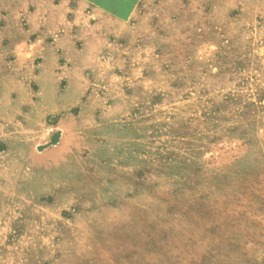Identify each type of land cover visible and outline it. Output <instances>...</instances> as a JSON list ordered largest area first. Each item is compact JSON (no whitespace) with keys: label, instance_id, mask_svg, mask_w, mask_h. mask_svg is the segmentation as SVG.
Here are the masks:
<instances>
[{"label":"rangeland","instance_id":"obj_1","mask_svg":"<svg viewBox=\"0 0 264 264\" xmlns=\"http://www.w3.org/2000/svg\"><path fill=\"white\" fill-rule=\"evenodd\" d=\"M96 30L60 43L75 104L0 106V264H264V0Z\"/></svg>","mask_w":264,"mask_h":264},{"label":"crops","instance_id":"obj_2","mask_svg":"<svg viewBox=\"0 0 264 264\" xmlns=\"http://www.w3.org/2000/svg\"><path fill=\"white\" fill-rule=\"evenodd\" d=\"M146 0H0V60L13 58L12 65H0V106L6 104L19 114V108L29 103L28 83L35 80L39 89L37 103L43 102V92L50 89L48 113H56L61 104L71 106L67 96L58 97L57 57L62 42L80 34L84 41L96 40V28L130 23ZM101 36V35H100ZM41 57L38 71L32 61ZM45 81L49 82L46 86ZM27 90V92H26ZM19 94L14 101V94ZM27 93V94H26ZM5 109L0 107V116Z\"/></svg>","mask_w":264,"mask_h":264}]
</instances>
